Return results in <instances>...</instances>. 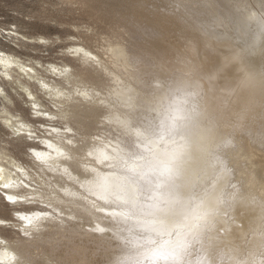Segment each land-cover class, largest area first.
<instances>
[{"label": "bare ground", "instance_id": "obj_1", "mask_svg": "<svg viewBox=\"0 0 264 264\" xmlns=\"http://www.w3.org/2000/svg\"><path fill=\"white\" fill-rule=\"evenodd\" d=\"M70 1L61 62L0 48V264H264V0Z\"/></svg>", "mask_w": 264, "mask_h": 264}, {"label": "rangeland", "instance_id": "obj_2", "mask_svg": "<svg viewBox=\"0 0 264 264\" xmlns=\"http://www.w3.org/2000/svg\"><path fill=\"white\" fill-rule=\"evenodd\" d=\"M63 1L0 0V48L10 53H12L13 51L15 54H18L25 59L32 58L40 59L44 62H61V51L63 47H66L67 44L71 43V40L68 39L69 42L67 41V37L71 36V34L74 32L76 33L75 30L73 32L74 28H72L73 25L71 24L75 22L76 24H80L82 19L84 21H82V23H85V21L88 20V17H86V12L84 13L85 10H81L82 8L79 5L78 6L81 9L77 6L76 3L74 4L73 1ZM72 2L77 7V10L76 7L73 6ZM79 10H81L82 12H79ZM78 13L79 15H82L78 16ZM81 16L82 18H80ZM8 30H11V33L18 32L25 36L28 35L31 37L45 36L54 39L56 37H60L62 39V43L61 41H57L56 44L52 43L53 45L51 43L42 44V42L40 44L32 43L31 45H27V47L23 48L20 46L19 48V45L13 42L11 36L7 34ZM64 39H66V42ZM18 108L22 110V114L29 116V109L24 104H18ZM14 109H16V104L14 105ZM0 130V134L3 132L2 136L7 133V129H5V127H3L1 123ZM6 137L7 136H5V139L8 138ZM17 144L18 145H16V147L15 145L12 146V144H10L11 146H8V148H10L12 152L15 153V155L17 154L19 157H22V159H25L26 156H24V153L27 152L26 147H24L25 144H21L19 142ZM13 209L14 207H11V205L8 204L6 201L0 200V218L12 217L11 212L13 211Z\"/></svg>", "mask_w": 264, "mask_h": 264}, {"label": "clouds", "instance_id": "obj_3", "mask_svg": "<svg viewBox=\"0 0 264 264\" xmlns=\"http://www.w3.org/2000/svg\"><path fill=\"white\" fill-rule=\"evenodd\" d=\"M175 128L172 117L164 114L159 123L157 135L146 138V153L138 161L133 162L132 171L138 173L141 179H147L150 174H162L164 166L168 163L170 147L165 137L169 136ZM165 147L161 148L160 145ZM134 203V202H133Z\"/></svg>", "mask_w": 264, "mask_h": 264}]
</instances>
